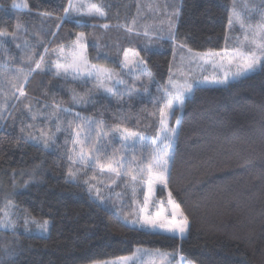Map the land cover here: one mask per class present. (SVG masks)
Here are the masks:
<instances>
[{
	"label": "trees",
	"instance_id": "1",
	"mask_svg": "<svg viewBox=\"0 0 264 264\" xmlns=\"http://www.w3.org/2000/svg\"><path fill=\"white\" fill-rule=\"evenodd\" d=\"M27 2L31 11L14 9L12 0H0V30L15 31L18 23L26 28L19 33L18 42L23 45L27 40L34 46L35 59L45 55L46 68L57 60L54 49L63 45L68 53L77 33L84 32L91 63L111 65L119 72L123 51L132 49L139 52L155 83H149L147 76H126L136 87L129 93L123 91L128 85L117 84L121 90L117 95L95 87L92 81L85 84L57 77L51 65L50 72L33 73L25 85L26 98L21 100L30 101L32 111L38 113L32 120L23 103L11 98L12 84L23 80L11 76L29 62L20 59L23 53L11 40L5 45L7 56L0 49V64L7 65L0 69V105H8L0 119V213L6 199H11L29 216L51 221L45 237L27 235L19 228L18 232L0 229V264H96L129 256L139 247L180 253L193 264H264V71L228 87L196 88L183 110L169 121L171 127L176 126V117L181 123L170 161L169 187L157 189V198L166 201L170 190L189 217L190 230L183 240L127 225L117 201L128 205L121 213L138 211L146 185L138 186L133 196L130 177L101 173L90 161L80 163V146L73 143L79 123L76 113L93 122L103 121L110 137L120 135L117 127L156 136L161 105L158 97L154 100L144 94V87L157 95V85L167 84L173 45L167 39H155L157 44L148 48L144 44L148 37L139 27H149V38L160 35L161 27L167 29L165 5L168 13L180 7L181 15L175 21L179 39H186L194 51L220 50L225 47L235 0H92L105 8L106 19L75 13L65 18L68 0ZM133 17L139 36L117 27ZM103 23L110 27L105 30ZM44 47L49 48L48 53ZM4 94H9L7 101ZM53 105L70 110L58 115L64 121L74 120L71 127L63 123L62 130L55 132ZM22 123L34 125L26 133L39 136L41 129L48 135L54 133L56 143L45 149L42 142L27 135L18 138ZM84 136L82 131L81 138ZM128 144L131 155V141ZM135 150L140 156L139 144ZM106 151L117 158L123 152L115 153L112 146ZM70 169L74 176L69 175ZM13 172L15 181L23 186L18 193Z\"/></svg>",
	"mask_w": 264,
	"mask_h": 264
},
{
	"label": "snow or ice",
	"instance_id": "2",
	"mask_svg": "<svg viewBox=\"0 0 264 264\" xmlns=\"http://www.w3.org/2000/svg\"><path fill=\"white\" fill-rule=\"evenodd\" d=\"M12 7L14 9H26L31 11L27 0H12ZM86 9V11H85ZM261 19L254 26L252 24H246L244 20L240 18V15L235 11V3L233 4V14L229 16L228 28L234 29L236 25H239V29L243 34V40L237 44L229 45V38L225 37V47L220 50H208L204 52L194 51L189 47L186 39L180 40L176 31L175 21L179 19L181 15V8H174L171 13L167 12V5H165L164 15L166 16L167 29L163 27L159 29L160 35H157V39H167L173 45V59L179 54L180 64L177 66L174 72L172 66L169 67V76L166 85H157V95H152L149 92L148 87H144V94L149 95L152 99L156 100L158 97L159 104V127L157 134L154 137H147L140 133L132 132L127 128L122 131L117 127V131L120 135L111 136L109 131L105 129L103 121L93 122L90 119L80 117L79 113L75 114V120L79 123L74 128L76 139L73 141L74 145L80 146L79 162L87 163L91 162V166L99 168L101 173L107 171L114 174L115 177L121 176L130 177L132 182V193L135 196L137 187L146 185V192H143L142 206L139 210H133L131 213L135 216L131 220V224H140L142 227L150 228L153 232L157 230L170 234L172 237L183 240L186 234L190 230V220L185 214L181 205L177 203L173 197L172 192L169 190L167 194V200H155L156 186H162V189H168L169 187V175H170V161L172 159V153L178 131L180 127V119L176 117V126L171 127L169 121L175 116L177 111H182L185 105L187 96L190 95L197 84L201 83H216L227 84L229 83V77L233 79L246 76L249 73H254L257 70L264 71V3L259 6ZM149 10L152 8L149 6ZM158 6H157V9ZM252 10H257L253 6ZM71 13H75L77 16L99 17L101 19L107 18V12L105 8L98 3H93L92 0H68V6L64 8L65 18L70 17ZM63 23V20H61ZM165 23L161 21V25ZM137 19L133 17L130 22L124 24H117L118 28L124 29L126 32L139 36L141 33L136 31L135 25ZM59 29L60 25H56ZM102 28L107 30L110 25L103 23ZM21 31H27L19 23L16 25L15 31L9 32L7 30H0V49H3L6 56L8 49L5 47L7 42H11L17 49H21L23 55L20 57L22 61H27V67H17L12 74V80H19L23 77L22 82L12 84L14 91L11 93V98L18 103H23V107L28 110L32 120H36L38 117L37 112L32 111L31 102L24 103L21 98H26L25 85L29 82V77L39 71L41 73L50 72L51 65H54L56 71L53 73L57 77L64 79L71 78V80H80L87 84L92 81L94 86L102 88L106 92L120 94L121 90L116 87L117 84L128 85L123 91L131 92V89L135 88V83L129 82L125 77L139 78L140 76H147L149 83H155L152 77V73L147 69L143 58L137 59L140 54L132 49H125L123 51V61L121 71H116L113 68L106 67L105 65L91 63L87 57V45L85 43L86 35L84 32H79L76 35V39L72 42L71 49L68 53L65 52V47L60 45L53 51L57 55V60L52 61L51 65L45 67V55H39V59H35L36 50L34 46H30L27 40H24L23 45L18 42L19 33ZM166 31V35L163 33ZM145 37L151 35L149 27L146 26L142 33ZM55 36V33H52ZM43 43V41H40ZM178 50L179 53H178ZM49 48L44 47V53H48ZM131 52V57L129 53ZM186 52V54H185ZM191 67H200L203 69V65H211L214 69H219L223 73V77L220 78L213 74L211 77L204 76L202 79H194L190 72L184 71V64ZM34 64V67H32ZM7 68V65L0 64V69ZM123 69H128L127 73L123 72ZM11 72V69H8ZM137 73L139 75H137ZM113 77L117 79L113 82ZM18 94V95H17ZM7 101L10 97L9 94H4ZM82 97L80 100L82 101ZM73 100L76 101L77 97L73 96ZM13 108L16 104L12 105ZM55 109L51 116L54 118L55 132L62 130L61 125L67 123L69 127L72 126L74 120L64 121L58 115L59 112L68 113L70 110L67 108L60 109L57 105L52 106ZM8 108L7 103L0 105V119H3V111ZM47 109L48 105H44ZM11 115V113H9ZM51 122V120L49 121ZM33 124L24 125L22 123L19 131L22 134L18 138H23L27 135L31 139L37 142H42L45 149L50 147L51 144H55V135H48L43 129L40 130V135L36 136L31 132L26 133V128H33ZM51 131V130H49ZM85 132V136L81 138V132ZM94 131V136H93ZM102 140L107 143H101ZM131 141L132 154H128V142ZM120 143V147L116 148L115 144ZM140 145L141 155H136L135 146ZM112 146L115 153H121L117 158L115 155L109 156L107 154V148ZM95 153V155H92ZM146 154V155H145ZM73 160V163L77 161L73 157H69ZM35 170H33V174ZM69 175L74 176V172L70 169ZM13 182L15 183V172H13ZM115 179L112 183H115ZM27 181H25V184ZM87 183V181H86ZM91 186L89 191H91ZM97 198L99 197V189L96 190ZM119 195V194H118ZM101 202H103L101 200ZM133 203H136L133 200ZM163 205V206H161ZM14 207V203L11 199H6V203L3 209L4 218L0 219V228H16V223L11 219L8 209ZM150 207L156 208L153 214L150 211ZM170 209V210H169ZM35 223L36 226L42 232L48 231V221L43 223H37L34 218L25 216L24 226L27 228L29 220ZM140 249H137L139 252ZM135 256V254H134ZM157 256L162 264H192L183 254L180 253H167L157 250ZM133 260V257H119L113 261H104L100 264H129ZM140 264H144L141 259Z\"/></svg>",
	"mask_w": 264,
	"mask_h": 264
},
{
	"label": "rangeland",
	"instance_id": "3",
	"mask_svg": "<svg viewBox=\"0 0 264 264\" xmlns=\"http://www.w3.org/2000/svg\"><path fill=\"white\" fill-rule=\"evenodd\" d=\"M85 2H87V0H85ZM262 3H264V0H235V11L240 15V18L242 20H244V22L246 24H252L254 26L261 19L259 6ZM253 6H255L257 10H255V11L252 10ZM85 11H86V9H85ZM232 14H233V10H232ZM163 28H164V26H163ZM135 29H137L136 26H135ZM157 29H159V27H157ZM139 30L141 32H144V29H142L140 27H139ZM149 37H148L147 40L144 41V44H146V46L148 48H151L152 45L157 44V42L155 41V39H157L156 38L157 36L156 35L155 36H151L152 38H149ZM227 37L229 38V45L230 46L232 44H237L239 41H242L243 40V34H242L241 30L239 29V25H236V27L234 29H231V30L229 29ZM179 51L180 50H178V53H179ZM185 54H186V52H185ZM129 55L131 57V52L129 53ZM87 57H88V55H87ZM139 58H140V56L137 59H139ZM88 59H89V57H88ZM122 60H123V56H122ZM89 61H90V59H89ZM179 64H180V60H179V54H178L176 56L175 60L172 59L171 66H172V69H173L174 72L176 71V68H177V66ZM106 67L113 68L111 65L106 66ZM121 68H122V64H121ZM124 71L128 72V69H124ZM184 71L185 72H190L192 78H194V79H202L204 76L211 77L213 74L217 75L220 78L223 77V73L220 72V70L218 68L214 69L211 65H203V69H201L200 67H194V66L190 68V66L187 64V62H185ZM259 71L260 70H257L254 73H249L246 76L235 78V79H233L232 77H229V83H227V84H216V83H201V84H197L195 86V89L196 88H200V87H206V86H210V87H228L230 84H232V83H234V82H236L238 80L247 78V77H249V76H251V75H253V74H255V73L259 72ZM114 78L115 77H113V79ZM195 89H194V91H195ZM194 91L190 95L187 96V99L193 95ZM22 188H23L22 184L19 183L17 181V179H16L15 186H14L15 193H18L20 190H22ZM160 188H162V186H160V185L156 186V191H155V196H154L155 200H158V198H157V189H160ZM13 203H14V207H11L10 209H8V211L10 212L11 219L16 223V228L15 229H12V228H8V229L0 228V229H2V230H12V231H17L18 232L17 229L19 228V230H23L25 232V234H27V235H38V236H43V237L49 235L50 223H51L50 220H47L49 222L48 223V231L47 232L40 231V229L36 226V224L31 222V219L29 220V224H28L27 228H25V226H24V218H25V216H28L30 218H33V217L29 216L28 214L23 212L19 207L17 209V205L15 204V202H13ZM117 205L119 207V213L121 214V216L123 218V221L127 225H129L131 227H134V228L142 229V230L147 231L149 233H161V234H165V235H170L168 233H165V232H162V231H159V230H157L156 232H153L150 228L142 227L140 224H136V225L131 224V220L134 219L135 216H133L131 213L130 214L129 213H121V211L123 212L124 209L126 207H128V205L122 204L121 202H118V201H117ZM161 206H163V205H161ZM149 210L152 211L153 214H154L155 211H156V208L150 207ZM3 218H4V213L2 211L0 213V219H3ZM35 221L37 223H43L42 220L35 219ZM187 235H188V233L186 234V236ZM137 249H140V251L137 252ZM160 252H166V251H160ZM167 253H172V252H167ZM134 254H135V256H134ZM126 257H133V260L130 261L129 264H140V260L141 259L144 261V264H162V262L160 261V259L157 256V250H151V249H148V248H145V247L136 248V250L134 251L133 254H131L129 256H126ZM114 260H116V259H114ZM110 261H113V260H110ZM96 264H100V263H96ZM165 264H166V262H165Z\"/></svg>",
	"mask_w": 264,
	"mask_h": 264
}]
</instances>
